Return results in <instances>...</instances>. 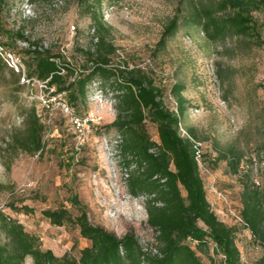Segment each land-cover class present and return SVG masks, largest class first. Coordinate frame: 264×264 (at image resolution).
I'll list each match as a JSON object with an SVG mask.
<instances>
[{"label":"rangeland","instance_id":"1","mask_svg":"<svg viewBox=\"0 0 264 264\" xmlns=\"http://www.w3.org/2000/svg\"><path fill=\"white\" fill-rule=\"evenodd\" d=\"M191 1L118 0L105 3L101 17L116 47L113 65L148 72L162 89L166 107L170 106L166 95L173 83L183 85L181 95L189 108L182 127L194 129L196 138L206 144L205 166L211 175L204 170L200 175L203 180H215L236 204L241 191L238 178L227 171L224 159H213L231 147L247 159L256 157V173L264 172V46H243L231 37L212 43L200 29L181 25L157 52L164 25L177 13L185 15ZM82 10L76 0H4L1 23L14 31L24 27L31 39L82 68L79 49L92 48L96 41L94 26L82 16ZM255 16L264 21L263 12ZM261 36L264 41V27ZM1 39L8 43L5 37ZM26 47V42L18 41L6 50L24 62L21 49ZM49 92L18 81V74L1 56L0 209L37 235L42 248L58 256L69 253L79 257L80 250L91 244L76 226H56L43 216V210L58 207H66L73 217L84 208L93 224L117 237L132 234L142 248L156 253V232L147 222L149 197L130 193L128 179L135 168L123 164L119 133L107 130L117 113L115 93L108 84L104 89L100 79H94L85 103L74 109L81 117L92 114L96 121L88 130H79L61 109L64 94L55 98ZM31 106L45 124V146L35 155L12 144V136L23 129L22 113ZM145 128L151 139H158L154 124L146 121ZM218 205L225 206L223 202ZM235 241L243 262H252L263 252L242 227L237 228ZM198 254L202 261H209ZM209 254L213 255L211 250ZM214 258L219 262L218 256ZM24 264H32V260L27 258Z\"/></svg>","mask_w":264,"mask_h":264},{"label":"trees","instance_id":"2","mask_svg":"<svg viewBox=\"0 0 264 264\" xmlns=\"http://www.w3.org/2000/svg\"><path fill=\"white\" fill-rule=\"evenodd\" d=\"M116 1L76 0L83 9L82 16L94 26L96 38L92 48L79 49L82 68H77L78 63L68 62L60 52L42 46L38 39H31L24 27L16 31L6 29L1 23L4 0H0V50L18 41L26 42L27 47L21 49L26 56V78L48 80L45 91L54 88L49 93L51 96L64 94L61 100L75 117L83 118L76 114L74 107L85 103L94 79L99 78L104 89L107 84L110 86L115 93L117 113L107 130L115 129L119 133L123 164L135 168L128 179L130 193L149 197L147 222L156 232V253L143 250L132 234L117 237L103 226L93 224L84 208L73 217L66 207H58L43 210V216L56 226H76L81 237L91 243L80 250L79 257L69 253L58 256L51 249L42 248L37 235L24 230L0 209V235L3 236L0 237V264H24L27 258L32 264H264V172L257 174L260 183L256 184L251 157L247 159L231 147L219 151L213 159H224L227 171L238 178L240 214L253 242L263 250L254 261L243 262L235 241L240 226L223 221L217 214L208 199L192 145L180 135L179 123L189 108L181 95L183 85L173 83L166 95L169 102L170 96L176 99V113L171 103L169 107L164 105L162 89L148 72L128 65L117 68L112 63L116 47L109 38L110 30L102 20L101 10L105 3ZM259 12L264 13V0H192L185 15L177 13L164 25L155 50L164 49L181 25L200 29L212 43L231 37L243 46H264L261 38L264 21L255 16ZM112 77L113 82L106 83ZM21 83L30 87L27 82ZM22 116L23 129L12 136L14 148L30 155L41 153L45 146V124L34 106ZM146 121L155 125L157 140L148 135ZM187 131L195 136L194 129ZM74 202L78 204L76 197ZM198 253L209 261H202ZM214 256H218L219 262Z\"/></svg>","mask_w":264,"mask_h":264},{"label":"built area","instance_id":"3","mask_svg":"<svg viewBox=\"0 0 264 264\" xmlns=\"http://www.w3.org/2000/svg\"><path fill=\"white\" fill-rule=\"evenodd\" d=\"M71 29L74 30V26H71ZM0 55L8 65L10 69H12L15 73H17L20 76L21 82H27L30 86H36L40 90L45 91L48 89L47 81L48 80H38V79H28L26 78V67L22 59L16 55L15 53L9 51V50H0ZM64 72V70L62 71ZM49 90L53 91L54 88H50ZM49 92V91H48ZM50 93V92H49ZM56 98V96H54ZM170 103L172 105V108L177 113V101L172 96L169 97ZM61 109L62 111L69 116L70 121L72 122V125L74 127H77L79 130L82 128L88 130L93 122L96 121L95 117L92 114H88L87 116L83 118L75 117L69 106L66 103H61ZM179 132L180 135L186 139H188L192 145L194 159L199 167L200 170H204L207 174L211 175V171L208 167L205 166V148L206 144L203 140L196 138L195 136L191 135L186 129L182 127V123H179ZM251 159L253 161V167H254V173L258 172L257 167V160L256 157L253 155L251 156ZM264 165V163H262ZM264 168V167H263ZM258 173H256V176L254 177V182L256 184L260 183L259 177L257 176ZM203 179V178H202ZM204 181V185L207 191V195L210 198V202L214 209L216 210L217 214H222L221 219L225 222H228L230 224L238 225L245 230L248 231L249 235L250 231L246 227L245 222L240 214V209L238 203H233L230 201L229 197L227 196L226 192L222 190L216 183L215 180L211 178H207ZM223 202L225 206L223 208H220L218 203ZM143 250H147L145 248H142Z\"/></svg>","mask_w":264,"mask_h":264},{"label":"crops","instance_id":"4","mask_svg":"<svg viewBox=\"0 0 264 264\" xmlns=\"http://www.w3.org/2000/svg\"><path fill=\"white\" fill-rule=\"evenodd\" d=\"M209 201H210V198L208 197Z\"/></svg>","mask_w":264,"mask_h":264}]
</instances>
